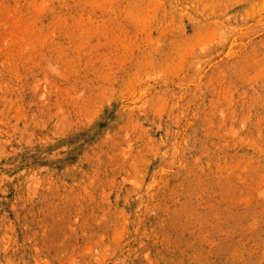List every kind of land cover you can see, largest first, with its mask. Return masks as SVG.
Here are the masks:
<instances>
[{"label":"rangeland","instance_id":"obj_1","mask_svg":"<svg viewBox=\"0 0 264 264\" xmlns=\"http://www.w3.org/2000/svg\"><path fill=\"white\" fill-rule=\"evenodd\" d=\"M0 264H264V0H0Z\"/></svg>","mask_w":264,"mask_h":264}]
</instances>
